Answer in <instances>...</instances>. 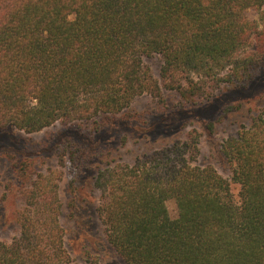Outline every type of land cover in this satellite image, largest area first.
Returning <instances> with one entry per match:
<instances>
[{"label": "trees", "instance_id": "16d2710c", "mask_svg": "<svg viewBox=\"0 0 264 264\" xmlns=\"http://www.w3.org/2000/svg\"><path fill=\"white\" fill-rule=\"evenodd\" d=\"M262 8L264 0H0V131L73 125L81 141L61 144L80 176L94 156L89 137L128 120L137 97L162 96L145 59L162 58L165 89L186 103L259 80L264 25L246 13ZM222 152L232 182L194 165V133L99 171L103 234L126 264H264L263 116ZM13 169L19 181L34 174L25 160ZM57 188L37 175L24 189L20 232L0 240V264H79L65 245ZM85 264L100 262L88 254Z\"/></svg>", "mask_w": 264, "mask_h": 264}, {"label": "rangeland", "instance_id": "374dc122", "mask_svg": "<svg viewBox=\"0 0 264 264\" xmlns=\"http://www.w3.org/2000/svg\"><path fill=\"white\" fill-rule=\"evenodd\" d=\"M246 15L263 28L264 8L251 9ZM145 64L159 82L162 96L155 98L145 94L137 97L125 111L128 120L119 118L89 137L88 144L94 156L86 162L80 176L78 168L70 161L69 152L64 154L61 144L65 138L77 143L81 141L73 125L57 123L35 134L13 128L0 131V240L9 243L18 237V214L26 208L21 193L31 187L37 175H42L48 182L58 184L57 195L62 207L60 224L65 229L66 248L75 261L85 264L90 254L98 257L100 264H126L108 245L103 234L97 213L100 192L95 187L96 177L107 167L133 165L139 158L175 142H184L191 133L198 136L199 146L194 165L212 167L232 182V166L223 155V145L228 139L237 137L244 127H249L254 118H264V74L245 89L219 91L210 99L186 103L178 93L165 89L160 74L163 65L160 56L145 59ZM22 160L28 162L34 174L19 181L13 168ZM74 180L77 181L75 184ZM231 184L238 198L240 188ZM48 191H51L50 186ZM167 207L175 218L174 201L167 202Z\"/></svg>", "mask_w": 264, "mask_h": 264}]
</instances>
